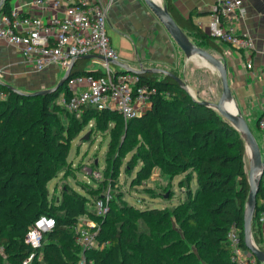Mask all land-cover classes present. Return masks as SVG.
I'll return each mask as SVG.
<instances>
[{"label": "trees", "instance_id": "obj_1", "mask_svg": "<svg viewBox=\"0 0 264 264\" xmlns=\"http://www.w3.org/2000/svg\"><path fill=\"white\" fill-rule=\"evenodd\" d=\"M9 1L4 0L1 6L3 13L7 12ZM164 3L171 17L190 39L192 31L194 37L200 40L198 44H206L212 49L219 50L213 37L197 28L189 18H184L172 0H164ZM85 62L86 60L81 57L76 58L69 76L91 72L85 69ZM159 75L155 72H140L142 79L154 84L159 92L168 91L169 97L158 93L153 97L150 109L127 121L137 123L146 145V148L137 152L141 160L145 161L140 166L138 175L147 179L156 167L170 177L184 171H188L185 178L195 176L197 187L194 194L188 191L191 199L187 205L192 207L197 196H207L206 216L203 226L198 229L199 254L192 261L182 264H234L230 261V248L226 238V232L231 224L239 230L241 247L247 249L243 241V223L249 185L244 167L243 138L215 109L194 99L168 75L164 74L161 79H157ZM0 91L5 94L0 98V108L6 114L5 123L0 128V146L5 144L3 141L6 139L8 123L19 116L21 121L26 119L25 116H39V121L45 124L39 128L34 140L37 150L34 167L29 172L22 170L24 176H33L41 188L49 177L53 176L54 171L62 168L69 149L68 139L62 131L64 125L59 130L54 125L52 131L42 117L53 118L56 114H68L73 120L70 126L65 128H72L74 134L90 119H93L96 128L102 131L108 129L110 122L118 123L119 119L123 120L117 112L93 108H87L80 117H75L56 100L59 93L68 96L66 82L50 92L39 95L19 92L1 83ZM256 123L258 124V120ZM1 150L7 153V146H2ZM54 151L57 153L56 156L53 154ZM24 154L26 161L29 154L26 152ZM14 155H11L12 165L16 162ZM50 158L58 162L52 173L47 175ZM180 182L184 183V179L182 178ZM20 186L25 189L28 187L20 185L14 171L7 178L0 174V264H3V255L12 264H21L30 252L25 235L33 221L41 214L54 217L55 226L43 238L42 247L37 253L40 254L42 250L40 259L35 257L29 264H77L81 247L75 240L73 226L77 224L81 215H90L85 207L86 197L75 191L64 192L60 204L44 208V204L38 200H27L26 197L20 196ZM263 198L264 169L251 220L252 238L254 242L259 239L260 243L255 244L261 250L264 248L258 213L264 206L261 203ZM126 210L135 212V218L141 219L148 235L146 237H142L141 233L136 235L131 228L135 219H131L121 208L116 207L113 199L108 198L105 219L99 222L98 233L99 242L107 243L102 249L84 252L92 264H143L142 249L145 242L153 247L152 254L161 264H181L177 261L167 262L159 255L156 256L158 250L162 248L159 247V242L168 234L162 236L159 230L153 229L155 225L167 222L166 215H162L159 208L139 210L129 205ZM154 215L155 220L152 223L150 219ZM106 217L112 222L109 227H105ZM184 217H187L190 224L195 225L197 222V214L193 212L185 214ZM163 229L161 227V230ZM72 242L77 247L72 248Z\"/></svg>", "mask_w": 264, "mask_h": 264}, {"label": "rangeland", "instance_id": "obj_2", "mask_svg": "<svg viewBox=\"0 0 264 264\" xmlns=\"http://www.w3.org/2000/svg\"><path fill=\"white\" fill-rule=\"evenodd\" d=\"M160 1L162 5H165L163 0ZM191 40L215 55L208 45L198 44V41L194 40L192 36ZM89 59L96 58L90 57ZM87 62L91 64L88 59L85 63L87 64ZM111 68L119 69L113 64H111ZM64 72L65 70L60 71L62 76ZM177 73L186 90L194 99L217 102L221 94L219 73L205 59L203 60L198 55L183 57ZM60 97L61 93L56 97V100L59 101ZM55 116L53 118L42 117V120L50 125L52 131L54 125L58 130L64 125L62 131L68 139L69 149L62 168L54 171L53 176L49 177L43 188L39 187L33 176H24L22 170L25 169L29 172L34 167V156L37 151L34 140L38 135L39 128L45 124L39 121V116H25L24 121H21V116H19L18 119L10 121L7 125V135L3 141L5 144H2V146H7V153H3L2 146H0V174L7 178L14 171L20 185L28 186L26 189L20 186V196L26 197L27 200H38L44 204V208H49L52 204H60L64 192H78L86 197L85 207L90 212V215L84 214L79 217L81 224L88 221H97L99 224L101 220L103 221L105 217L99 215L96 202L101 197H104L103 200L106 202L107 198L113 199L117 208H121L131 219H135L131 228L136 235L141 233L142 237H146L148 232L144 229L141 219L135 218V212L126 210L127 206L131 205L139 210L159 208V212L166 215L167 222L159 226L155 225L153 229L159 230L162 236L168 233V236L166 235L162 239L163 241L159 242V247L162 248L158 250L156 256L159 255L167 262L177 261L181 264L190 262L195 256H198V229L204 223L208 197L197 196L194 205L188 207V200L191 199L188 191L194 194L197 187L195 176L185 178L188 171H184L170 177L156 167L147 179L138 175L139 168L145 161L141 160L137 152L139 149L146 148V145L135 122L128 123L119 119L118 123L110 122L108 129L102 131L98 130L94 120L90 119L79 132L74 134L72 128H65L70 126L73 120L68 114H56ZM259 116V112H256L249 124L261 152L264 154V129L256 123ZM5 119L6 114L0 108V128L5 123ZM24 152L29 154L26 161ZM12 154H15L14 165L11 164ZM53 154L56 156V151ZM245 158L247 174L249 163L246 153ZM57 162L56 159L50 158L47 175L52 173ZM182 178L184 183L180 182ZM189 212L197 214L195 225L187 222V217H184ZM33 213L34 211H32V215ZM154 220L155 215L151 217L150 222L153 223ZM106 222L105 227H109L112 223L109 217H106ZM161 227L165 231L161 230ZM255 243L259 244V239ZM71 247L77 246L72 242ZM41 252L42 250L40 254ZM152 252L153 247L145 242L142 249L143 264H161ZM249 252L247 250L246 253L250 255ZM2 262L3 264H12L4 255Z\"/></svg>", "mask_w": 264, "mask_h": 264}, {"label": "built area", "instance_id": "obj_3", "mask_svg": "<svg viewBox=\"0 0 264 264\" xmlns=\"http://www.w3.org/2000/svg\"><path fill=\"white\" fill-rule=\"evenodd\" d=\"M29 3L56 11L62 9V14L42 18L24 13L23 7ZM8 6L7 12L1 16L0 38L17 47L23 60L36 70L58 63L66 71L72 60L84 55L103 60L101 71L71 75L66 81L68 96L61 93L58 102L75 117H80L87 108H93L117 112L128 121L150 109L153 97L158 93L169 97L168 91L159 92L154 84L142 79L141 68L132 71L111 68L108 60H117V53L106 31V6L98 0H10ZM213 11L216 23L213 22L211 35L218 42L236 48L253 46L252 40L240 36L234 26L235 20L246 14L242 0H217ZM245 65L247 68L252 66L250 62ZM4 96L0 91V98ZM257 125L264 129V108ZM103 199L101 197L96 202L100 216L106 213ZM261 203L264 204V198ZM258 222L264 248V206L258 213ZM54 226V217L46 214L33 221L25 237L30 252L21 264H29L35 257L40 259L41 255L37 253L43 238ZM99 229L96 221L81 224L78 220L73 226L75 240L81 247L77 264H92L85 250L102 249L107 243L99 242ZM226 238L232 263L264 264L241 247V236L234 224L228 228Z\"/></svg>", "mask_w": 264, "mask_h": 264}, {"label": "crops", "instance_id": "obj_4", "mask_svg": "<svg viewBox=\"0 0 264 264\" xmlns=\"http://www.w3.org/2000/svg\"><path fill=\"white\" fill-rule=\"evenodd\" d=\"M98 1L106 6V31L117 53V60L110 65L117 66L119 69L116 71L124 70V66L130 70L165 69L178 76L182 59L187 56L182 54L144 0ZM216 1L172 0V3L184 18H189L197 28L212 36L213 22L216 23L213 11ZM242 3L246 14L236 19L234 26L240 36L252 40L253 46L236 48L228 43L218 42L212 36L219 46V50H212L226 65L233 106L250 127L249 122L253 115L256 112L261 114L264 108V0H242ZM23 12L47 18L62 14V9L56 11L29 3L23 7ZM2 15L0 6V22ZM190 32L193 39L200 42L194 37V33ZM94 58L96 59H88L91 64L85 63V69L101 71L103 60L99 57ZM115 62L123 66L116 65ZM248 62L252 64L250 68L245 65ZM61 70L64 71L58 63L50 64L43 70H36L32 64L23 60L17 47L0 38L1 84L12 86L24 93H31L53 87L62 77ZM155 73L160 74L157 79H161L164 75L161 72ZM245 153L249 163V153L246 150ZM245 159L244 154V167Z\"/></svg>", "mask_w": 264, "mask_h": 264}, {"label": "water", "instance_id": "obj_5", "mask_svg": "<svg viewBox=\"0 0 264 264\" xmlns=\"http://www.w3.org/2000/svg\"><path fill=\"white\" fill-rule=\"evenodd\" d=\"M3 2L4 0H0V6L3 4ZM144 2L154 13V15L158 18V20L161 22V24L164 26L166 31L169 33V35L172 37L176 45L180 48V50L185 56L190 57L198 55L218 70L221 84V94L217 102H209L205 100H200V102L215 109L222 116L223 119L230 123L240 133L245 143V150L247 151V146H249L250 148L251 160L249 162L247 171V181L249 185V190L244 210L243 241L250 253L253 254L258 261L264 263V251L261 250L255 244L251 233V220L256 206V194L258 192V187L264 169V154H262L258 142L256 141L255 136L253 135L250 127L248 126L244 118L236 110L234 111L233 108L230 106V103L232 102V96L227 80L226 65L223 60L216 57L206 49L196 45L188 37L186 32L181 29L179 25L174 21V19L169 14L166 6L162 5L159 0H144ZM90 57H92V55H84L81 58L89 59ZM108 62L114 63V61L112 60H108ZM73 63L74 60L70 62L69 68L64 72L63 76L53 87L46 88L43 90H37L29 94H44L54 90L58 86H62L68 79L69 72ZM115 64L122 65L118 62H115ZM124 68V71H132V69L130 70L126 68V66H124ZM152 71L161 72L165 75H168L177 83H179L184 89H186L181 79L170 71H167L165 69H140V72L143 73ZM10 87L15 89L12 86Z\"/></svg>", "mask_w": 264, "mask_h": 264}, {"label": "bare ground", "instance_id": "obj_6", "mask_svg": "<svg viewBox=\"0 0 264 264\" xmlns=\"http://www.w3.org/2000/svg\"><path fill=\"white\" fill-rule=\"evenodd\" d=\"M192 57H194V56H192ZM204 60V59H203ZM205 63V62H204ZM230 106L233 108V110L235 111V108H234V106H233V103L231 102L230 103ZM247 153H249V162H250V160H251V152H250V148H249V146H247Z\"/></svg>", "mask_w": 264, "mask_h": 264}]
</instances>
